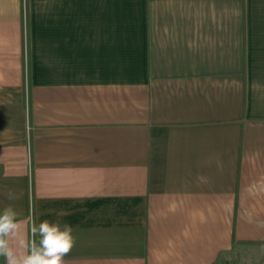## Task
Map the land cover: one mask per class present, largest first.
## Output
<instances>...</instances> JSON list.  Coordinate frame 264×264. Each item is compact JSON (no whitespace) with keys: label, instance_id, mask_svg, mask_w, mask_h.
<instances>
[{"label":"crops","instance_id":"crops-1","mask_svg":"<svg viewBox=\"0 0 264 264\" xmlns=\"http://www.w3.org/2000/svg\"><path fill=\"white\" fill-rule=\"evenodd\" d=\"M7 207L69 224L64 264L264 244V0H0Z\"/></svg>","mask_w":264,"mask_h":264},{"label":"clouds","instance_id":"clouds-1","mask_svg":"<svg viewBox=\"0 0 264 264\" xmlns=\"http://www.w3.org/2000/svg\"><path fill=\"white\" fill-rule=\"evenodd\" d=\"M14 200L12 192L7 194ZM20 225L14 208L0 211V256L6 264H64V257L74 246L72 227L66 222L42 220L31 222L30 239L19 238ZM10 238H17V245L23 249L18 252L10 244Z\"/></svg>","mask_w":264,"mask_h":264},{"label":"rangeland","instance_id":"rangeland-1","mask_svg":"<svg viewBox=\"0 0 264 264\" xmlns=\"http://www.w3.org/2000/svg\"><path fill=\"white\" fill-rule=\"evenodd\" d=\"M214 264H264V244L256 246H235L218 257Z\"/></svg>","mask_w":264,"mask_h":264}]
</instances>
